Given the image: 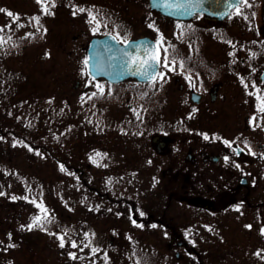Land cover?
Listing matches in <instances>:
<instances>
[{"label": "flooded vegetation", "instance_id": "obj_1", "mask_svg": "<svg viewBox=\"0 0 264 264\" xmlns=\"http://www.w3.org/2000/svg\"><path fill=\"white\" fill-rule=\"evenodd\" d=\"M128 1L36 0L40 15L65 5L97 21L78 98L94 109L83 152L90 199L83 226L70 227L133 240L121 247L130 264L165 254L167 264H264V0H169L170 14L130 0L145 14L130 22ZM40 15L21 44L38 39ZM106 34L152 39L153 77L91 76L88 43Z\"/></svg>", "mask_w": 264, "mask_h": 264}, {"label": "rangeland", "instance_id": "obj_2", "mask_svg": "<svg viewBox=\"0 0 264 264\" xmlns=\"http://www.w3.org/2000/svg\"><path fill=\"white\" fill-rule=\"evenodd\" d=\"M5 1L10 10H0V126H16L33 143L8 131L0 135V264H130L121 247L133 240L88 239L70 227L83 226L90 199L83 152L94 109L78 98L87 78L85 47L94 32L89 28L97 21L84 10L71 14L65 5L40 15L36 0H0ZM131 3L124 14L129 22L138 11V3ZM138 12L139 19L145 17ZM38 15V39L30 35L27 44L19 43ZM143 30L135 27L133 33ZM145 258L152 264L170 261L166 254Z\"/></svg>", "mask_w": 264, "mask_h": 264}, {"label": "water", "instance_id": "obj_3", "mask_svg": "<svg viewBox=\"0 0 264 264\" xmlns=\"http://www.w3.org/2000/svg\"><path fill=\"white\" fill-rule=\"evenodd\" d=\"M150 4L161 13L170 14L169 0H150ZM86 54L91 76H103L110 81L129 76L142 80L150 79L158 64V52L154 42L146 36L124 43H119L111 34L93 37L88 43Z\"/></svg>", "mask_w": 264, "mask_h": 264}, {"label": "trees", "instance_id": "obj_4", "mask_svg": "<svg viewBox=\"0 0 264 264\" xmlns=\"http://www.w3.org/2000/svg\"><path fill=\"white\" fill-rule=\"evenodd\" d=\"M20 38L19 37L17 38V41L19 43H20ZM12 41H13V39H12ZM4 128H6V127H4ZM4 128L2 126H0V135H3V134H5V132L8 131V132H10L15 137H19L20 136L29 145H31L33 143V142L30 141V139H25L22 131L19 130L16 126L12 125V127L9 130L7 128L4 130ZM32 134L34 135L35 134V131H32ZM32 147H35V146H30V149H32ZM47 149L48 150H51V148H49V147ZM36 192L39 193V190H37Z\"/></svg>", "mask_w": 264, "mask_h": 264}]
</instances>
